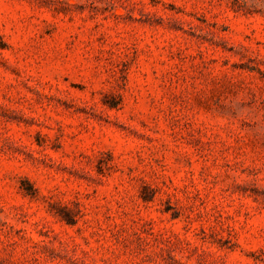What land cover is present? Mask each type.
I'll list each match as a JSON object with an SVG mask.
<instances>
[{
    "label": "rangeland",
    "instance_id": "obj_1",
    "mask_svg": "<svg viewBox=\"0 0 264 264\" xmlns=\"http://www.w3.org/2000/svg\"><path fill=\"white\" fill-rule=\"evenodd\" d=\"M0 264H264V0H0Z\"/></svg>",
    "mask_w": 264,
    "mask_h": 264
}]
</instances>
